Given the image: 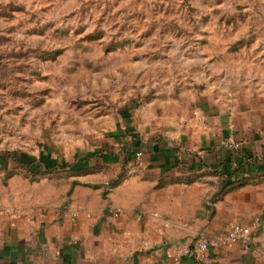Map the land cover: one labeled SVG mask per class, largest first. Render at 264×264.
<instances>
[{"label":"rangeland","instance_id":"obj_1","mask_svg":"<svg viewBox=\"0 0 264 264\" xmlns=\"http://www.w3.org/2000/svg\"><path fill=\"white\" fill-rule=\"evenodd\" d=\"M205 96L264 97V0H0V214L27 183L69 180L53 158Z\"/></svg>","mask_w":264,"mask_h":264},{"label":"crops","instance_id":"obj_2","mask_svg":"<svg viewBox=\"0 0 264 264\" xmlns=\"http://www.w3.org/2000/svg\"><path fill=\"white\" fill-rule=\"evenodd\" d=\"M263 101L159 103L117 122L112 145L73 148L68 181L27 183L9 199L0 264H264ZM233 224L249 247L226 238ZM199 239L202 260L174 261Z\"/></svg>","mask_w":264,"mask_h":264},{"label":"built area","instance_id":"obj_3","mask_svg":"<svg viewBox=\"0 0 264 264\" xmlns=\"http://www.w3.org/2000/svg\"><path fill=\"white\" fill-rule=\"evenodd\" d=\"M225 145L231 146V147H238L239 143L236 142L232 137H227L224 141ZM139 154V153H137ZM226 238L228 240L232 241H243L244 245L246 247H249L250 244V237H249V231L246 227L239 225V224H233L227 235ZM208 249V243L204 239H199L195 245L192 247L190 246H181L174 254L173 259L175 262H178L181 257L186 255H191L196 260H202L204 258L205 253ZM255 252L257 254H260L261 251L258 249H255Z\"/></svg>","mask_w":264,"mask_h":264},{"label":"trees","instance_id":"obj_4","mask_svg":"<svg viewBox=\"0 0 264 264\" xmlns=\"http://www.w3.org/2000/svg\"><path fill=\"white\" fill-rule=\"evenodd\" d=\"M135 142V141H134ZM133 142V143H134ZM132 143V144H133ZM89 156H87L86 158H83V159H87ZM57 166H60L61 168H66V167H68V169L69 170H72V168H71V166H72V164H67V163H65V164H56V165H54L53 167H50V168H55V167H57Z\"/></svg>","mask_w":264,"mask_h":264}]
</instances>
